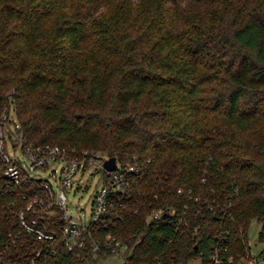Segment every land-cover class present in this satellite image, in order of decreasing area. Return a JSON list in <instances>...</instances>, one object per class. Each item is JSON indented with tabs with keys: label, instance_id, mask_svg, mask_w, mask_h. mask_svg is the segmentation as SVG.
I'll list each match as a JSON object with an SVG mask.
<instances>
[{
	"label": "trees",
	"instance_id": "obj_1",
	"mask_svg": "<svg viewBox=\"0 0 264 264\" xmlns=\"http://www.w3.org/2000/svg\"><path fill=\"white\" fill-rule=\"evenodd\" d=\"M7 107L15 144L94 148L142 168L109 226L132 264L207 256L226 231L244 250L251 221L264 230V0H0V121ZM5 167L0 154L5 258L101 264L64 246L58 217L51 242L20 230L24 195L44 190Z\"/></svg>",
	"mask_w": 264,
	"mask_h": 264
},
{
	"label": "built area",
	"instance_id": "obj_2",
	"mask_svg": "<svg viewBox=\"0 0 264 264\" xmlns=\"http://www.w3.org/2000/svg\"><path fill=\"white\" fill-rule=\"evenodd\" d=\"M5 118L7 109L0 121V154L6 163L4 176L15 183H30L33 179H39L44 190L43 195H24L28 201L25 209L18 212L20 230H24L36 240L51 242L56 237L55 226L58 217L62 241L68 249H88L94 255L117 256L119 264H132L129 260V246L117 239L109 231V226L112 217L119 216L118 210H122L125 205L118 199L127 195L132 175L139 173L142 168L136 163H120L116 158L115 167L108 169L104 166L105 160L110 156L106 152L94 148L69 150L52 143H28L22 146L28 159V162H24L8 151V139L11 140L12 147L15 148L17 144L12 141L3 126ZM92 168L91 174H98L100 186L94 191L90 214L86 215L80 211L71 213L67 192L73 187V178ZM40 171H47L48 176L41 177ZM182 191V188L178 189V192ZM231 205L230 202L228 207ZM208 208L212 209L213 206L208 204ZM26 211H31L39 217L48 216L49 220L45 221L37 216L28 218ZM228 212L225 214L231 215V212ZM160 215L161 211H155L152 218H158ZM259 222L262 224V221ZM48 224L51 228H48ZM239 231L241 234L245 233V230ZM16 237L11 234V243H15ZM243 244L244 250L233 252L232 249L237 248L238 242L232 239L230 231L221 232L212 240L207 256L176 264H264V230L260 228L257 241L249 239L246 231ZM6 250L7 246L0 249V264H21L5 258ZM55 253L54 248L48 247L45 253L38 249L36 256L46 260ZM27 264H34V261ZM155 264L163 263L158 261ZM166 264L175 263L171 261Z\"/></svg>",
	"mask_w": 264,
	"mask_h": 264
},
{
	"label": "rangeland",
	"instance_id": "obj_3",
	"mask_svg": "<svg viewBox=\"0 0 264 264\" xmlns=\"http://www.w3.org/2000/svg\"><path fill=\"white\" fill-rule=\"evenodd\" d=\"M7 118L3 120V126L6 128L9 133L10 121L14 120V113L12 107H7ZM3 115V114H2ZM2 120V117H1ZM13 126V124L11 123ZM14 137V136H13ZM15 143V142H14ZM8 151L14 157H18L20 160L24 162H28L27 157L24 154L22 149L21 141L17 143V146L12 147L11 140L8 139ZM93 168L88 170L86 173L80 175L77 174L73 178V187L70 191L67 192L69 209L71 213H75L80 211L85 213L86 215L90 214L91 211V203L94 191L97 187L100 186L99 176L98 174H91ZM41 177H47V171H40ZM261 228V223L256 219H253L249 225L248 229V238L253 241H257L258 232ZM101 264H119L120 260L117 256H108L100 259Z\"/></svg>",
	"mask_w": 264,
	"mask_h": 264
},
{
	"label": "water",
	"instance_id": "obj_4",
	"mask_svg": "<svg viewBox=\"0 0 264 264\" xmlns=\"http://www.w3.org/2000/svg\"><path fill=\"white\" fill-rule=\"evenodd\" d=\"M116 165V157L110 155L108 159L105 160L104 166L108 169H113Z\"/></svg>",
	"mask_w": 264,
	"mask_h": 264
}]
</instances>
